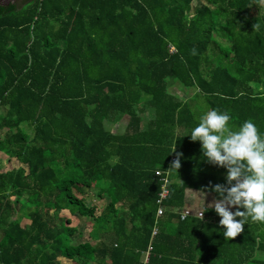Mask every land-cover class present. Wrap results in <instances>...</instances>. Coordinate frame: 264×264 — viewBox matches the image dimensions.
Segmentation results:
<instances>
[{"label": "trees", "instance_id": "1", "mask_svg": "<svg viewBox=\"0 0 264 264\" xmlns=\"http://www.w3.org/2000/svg\"><path fill=\"white\" fill-rule=\"evenodd\" d=\"M194 1L0 0V153L22 164L0 168V264H143L149 246V264H264V223L199 261L217 214L179 212L188 189L227 183L191 139L202 115L264 135V0Z\"/></svg>", "mask_w": 264, "mask_h": 264}, {"label": "clouds", "instance_id": "2", "mask_svg": "<svg viewBox=\"0 0 264 264\" xmlns=\"http://www.w3.org/2000/svg\"><path fill=\"white\" fill-rule=\"evenodd\" d=\"M253 27L259 30L260 25L256 23ZM229 120L227 113L208 111L200 117L190 136L192 141L202 142V153L209 163L227 169V183L211 187L219 198L209 206L221 217L224 237L232 240L244 231L249 218L264 223V135L251 120L238 130L228 127ZM182 155L177 153L169 170L180 169ZM230 208L237 210L233 212Z\"/></svg>", "mask_w": 264, "mask_h": 264}, {"label": "crops", "instance_id": "3", "mask_svg": "<svg viewBox=\"0 0 264 264\" xmlns=\"http://www.w3.org/2000/svg\"><path fill=\"white\" fill-rule=\"evenodd\" d=\"M123 119H126L125 121V129L123 132H125L126 128H127V124H128V119L127 118H122L120 120H118L115 124H119ZM30 132V131H29ZM114 132V131H112ZM32 133V132H30ZM0 163L4 166L3 167V171H9L12 169H17L19 168L22 164L17 160V159H10L9 157H7L5 154L0 153ZM222 168V167H221ZM219 175L221 176H226V174L224 172H218ZM187 197L189 198V203L187 204L186 208H182L181 210H179L180 213H182L183 210L185 209H191L193 212L197 213L199 211H203L205 212L206 209H213L211 208V205L213 203V201L215 200V197L212 193L209 192H203V191H199V190H195V189H188L186 192ZM202 205L203 208H195L196 205ZM212 210V211H213ZM231 211L235 212L237 209L236 208H230ZM215 211V210H214ZM213 211V212H214ZM217 214V213H215ZM66 216H69V212H65ZM206 213H204V217H205ZM196 217V216H194ZM198 218V217H196ZM239 217H237L238 219ZM201 219V218H198ZM220 220L221 217L217 214L212 216V219L210 220V222L208 224H210L212 227L211 230L212 231V237H210V234H208L209 232H207V238H205L206 240L203 241L204 243H200V241L198 240V245H197V260L201 261L204 258H208L209 260H216V263H221V258L224 259L227 256L228 253V248L229 246V242L225 241V238L223 236V232L225 230H223L224 228L220 225ZM174 232H176L175 228H174ZM221 235V236H220ZM214 246V249H213ZM210 247V251H207V248ZM256 258L262 262H264V251H260L259 253H257ZM200 262H197V264H199Z\"/></svg>", "mask_w": 264, "mask_h": 264}, {"label": "rangeland", "instance_id": "4", "mask_svg": "<svg viewBox=\"0 0 264 264\" xmlns=\"http://www.w3.org/2000/svg\"><path fill=\"white\" fill-rule=\"evenodd\" d=\"M16 1H19V0H3V3L6 4V3H9V2H16ZM194 4L197 5L198 4V0H195ZM170 91H171V93L176 94V95H179V94L184 95V92L180 91L176 85H173L170 88ZM125 120L126 119H123L119 124H113V125L110 124V125H108V127L112 131H114L115 133H123V131L125 129V127H124L125 126V122L127 121V120L126 121ZM3 167L4 166L0 163V168L3 169ZM87 196H88V200H89L88 203H87L88 205H91V206L94 205V206H97L100 209H103L108 204V201L105 198H99L98 194L96 192H94V191L93 192H89L87 194ZM195 208H203V207L200 204V205H196ZM72 219L74 220V222H73L74 224H77V222H81V224L83 223L85 225V223L87 222L86 224L88 226H86V228L84 230H86L87 228H91V226L93 224L91 221H87L86 219H83V218H80V217H73ZM81 228H83V227L81 226ZM64 262L68 263L66 261H64Z\"/></svg>", "mask_w": 264, "mask_h": 264}, {"label": "built area", "instance_id": "5", "mask_svg": "<svg viewBox=\"0 0 264 264\" xmlns=\"http://www.w3.org/2000/svg\"><path fill=\"white\" fill-rule=\"evenodd\" d=\"M173 161H174V159H173ZM156 175L158 177H160L161 182H162L161 188H160V193H159V199L157 201V203L159 205V208H158V211H157V215L160 217V216L164 215L165 212L167 211L165 202L168 199L169 194H170L169 179H168V176H163V173L160 170L156 172ZM201 213H204V212L203 211H199V212L195 213L191 209H185V210L182 211L181 217L182 218H186V217H189V216H196V217L202 219V218H204V215L202 216ZM156 233H157V228H155V230L153 232V235H156ZM151 250H152V246H149L148 251L145 254V257H144V260H143V264H149V254H150Z\"/></svg>", "mask_w": 264, "mask_h": 264}]
</instances>
